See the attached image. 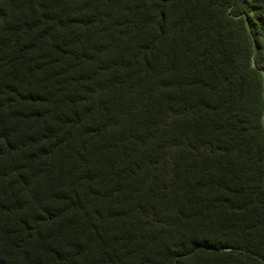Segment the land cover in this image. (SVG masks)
<instances>
[{
  "label": "trees",
  "instance_id": "obj_1",
  "mask_svg": "<svg viewBox=\"0 0 264 264\" xmlns=\"http://www.w3.org/2000/svg\"><path fill=\"white\" fill-rule=\"evenodd\" d=\"M0 264H264V0H0Z\"/></svg>",
  "mask_w": 264,
  "mask_h": 264
}]
</instances>
